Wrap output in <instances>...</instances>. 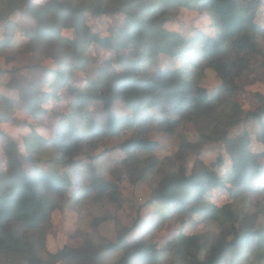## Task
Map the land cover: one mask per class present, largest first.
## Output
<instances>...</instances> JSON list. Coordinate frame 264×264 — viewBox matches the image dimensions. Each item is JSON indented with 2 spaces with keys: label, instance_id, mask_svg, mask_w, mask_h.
<instances>
[{
  "label": "trees",
  "instance_id": "1",
  "mask_svg": "<svg viewBox=\"0 0 264 264\" xmlns=\"http://www.w3.org/2000/svg\"><path fill=\"white\" fill-rule=\"evenodd\" d=\"M263 2L0 0V70L6 69L1 58L14 44L23 46L30 58H53L56 63L53 68L30 64L42 72L28 83L14 75L6 81L16 95H1L0 101L6 99L9 109L1 108L0 123L15 120L10 110L17 100L37 118L47 114L46 105L51 101L62 100L64 89L73 98L70 113L52 110L58 119L53 139L32 129L27 139L34 136V144L28 139L26 154L10 137L0 140L6 154L5 167L0 169V264H107L105 253L118 251L122 255L112 264H264V203L247 199L264 194V149L253 150L248 129L231 134L238 125L256 120L259 128L254 136L264 145V105L245 109L236 100L243 75L264 65V26L256 22ZM187 11L206 13L211 31L199 30L189 36L177 31L174 20ZM16 13L22 22L23 44L14 41L21 35L15 25L19 21L11 19ZM88 15H118L122 24L110 27V34L102 36L88 24ZM65 29H72L74 35H65ZM93 45L113 49L116 58L104 59L97 74L76 85V71H86L93 62ZM161 55L170 59L164 67L156 66ZM208 70L221 80L213 95L202 84ZM117 102L126 106V113H116ZM97 104H102L104 121L94 116L92 106ZM188 122L198 131L197 146L221 145L223 152L214 162L207 164L197 158L188 167L189 152L196 145L180 131ZM130 129L132 135L122 144L127 157L117 168L123 167L134 185L150 180L156 171L161 174L144 203L156 205L154 216L159 219L139 217L129 227L117 225L116 241L91 231L80 246L65 244L50 252L46 240L55 210H66L82 199L122 206L118 183L104 180L92 166L86 186L80 185L73 158L84 145L93 146ZM155 130L180 141L165 168L159 157L139 156L158 147L159 142L148 137ZM5 135L0 129V137ZM47 149L56 153L48 161L54 165L42 167L44 159L39 153ZM215 190L235 201L245 198V212L235 218L233 203L217 206L211 200ZM222 213L229 218L226 223L221 222ZM175 214L199 215L217 229L190 235L181 231L160 247L152 239V229L160 226L159 220ZM108 218H94L92 227L97 229ZM135 230L137 235L130 237Z\"/></svg>",
  "mask_w": 264,
  "mask_h": 264
},
{
  "label": "rangeland",
  "instance_id": "2",
  "mask_svg": "<svg viewBox=\"0 0 264 264\" xmlns=\"http://www.w3.org/2000/svg\"><path fill=\"white\" fill-rule=\"evenodd\" d=\"M38 2H44V0H36ZM23 16V15H21ZM11 19L19 21L15 24L18 29L20 36L16 37L15 43H24L25 37L23 36V30L20 29L22 22L20 20V14L11 16ZM256 22L264 26V2L259 8ZM173 24L177 31L182 35L189 36L199 30L201 31H211L209 17L206 13H198L197 11H187L179 15L178 18L174 20ZM88 24L95 31H98L102 36L110 34L109 28L112 26L122 24V17L120 16H92L88 15ZM64 34L67 36H73L74 32L72 29H65ZM261 45L264 51V37L261 38ZM23 46L12 47L5 56L1 58L2 66L6 69L0 70V98L3 95L4 98L15 96L16 93L10 91L6 87V81H9L12 75L16 76L23 83H28L31 80L39 77L41 75L42 69H33L29 65L35 64L36 62L41 63L44 67H55V60L53 58H40V57H29V53H23ZM91 58L93 62L86 71H76L74 83L76 85H83L86 83V79L89 76H94L102 67V61L106 58L112 57L116 58L113 49L102 48L98 45H93L90 50ZM262 60L261 58H259ZM170 59L166 55H161L159 62L156 64L158 66H165L167 61ZM117 68L120 65L115 63ZM155 66V67H156ZM2 80V82H1ZM243 86L237 91L236 100L245 109H253L259 105H264V65L259 64L253 71L246 72L241 78ZM203 86H205L211 95L218 93L219 87L221 85V80L217 77L216 73L212 70H208L205 78L202 80ZM262 96L259 99V95ZM62 100L59 102L51 101L47 106L49 111L47 114L41 115L39 117H33L26 105L21 100H17L15 107L10 110L11 114L15 120L11 119L7 122L0 123V129L5 131V136H1V139L5 137H10L12 140L17 142L20 146V151L23 154L29 152L27 141L34 144V136H31L32 129L37 133L42 135L47 139H53L56 133V126L58 119H56L52 110L64 113H70L72 110L71 101L73 100L67 94V90L64 89L62 92ZM4 100V101H3ZM8 108L6 99H1V108ZM9 109V108H8ZM94 116L97 119L104 121L103 107L102 104H97L92 106ZM115 111L117 114H124L127 112L126 106L117 102L115 104ZM158 115L159 113L156 111ZM32 125V127L30 126ZM259 128V123L256 120L248 122V124H240L231 131L233 136L242 134L245 129H248L252 133V148L253 150H262L264 145L255 139V132ZM180 131L186 134L188 139L196 144L194 148L189 152L187 159V165L192 168L195 160L201 158L205 163L210 164L214 162L218 155L223 152V149L219 143H207L204 146H197L199 140L198 131L195 125L188 122L186 125L180 127ZM132 130H127L126 132L110 135L105 137L103 140L97 142L95 145L86 144L82 147L79 153L74 155V161L76 162V167L79 169L78 179L79 184L86 186L89 176H91L92 168L95 172L101 176L106 181H116L119 185L120 191L122 193L123 203L122 206L108 204H99L91 199H82L78 203H73V206L67 208L66 210H55L51 216V227L47 232V249L50 252L57 251L60 247L65 244L71 246H80L83 241L84 235L89 232H98L99 235L107 237L113 241H116L118 236L117 225L125 228L131 226L136 219L139 217L152 219L154 216V211L156 205H144V203L149 199L151 195L152 183L160 177L159 172H155L150 180L134 185L131 182V176L126 174L121 169L117 168L118 162L123 161L127 154L122 149V144L132 135ZM33 134V133H32ZM148 137L152 140L159 142L158 147L153 152H140L139 156L141 158L145 157H159L162 161V168L170 166L168 157L173 156L180 147V141L175 135H170L167 132L155 130L149 133ZM2 141V140H1ZM56 153L52 149H47L39 153L44 161L41 162L42 167L45 163L48 166H53V163H49L50 159L55 156ZM68 158H66L67 160ZM68 163V162H67ZM64 163V167L67 168L68 164ZM228 163V156H227ZM6 164V154L2 147H0V169L4 168ZM92 166V167H90ZM155 181V182H156ZM211 200L217 204L219 207H225L228 203H233L236 207L233 209V214L235 218H238L245 212L246 199L242 198L238 201L233 200L228 194H223L215 190L213 192ZM248 201L253 202H263L264 194L252 195L247 198ZM108 216L107 221L99 224L97 229L92 227V221L97 217ZM159 219L158 216H154ZM228 217H225L223 213L221 214V222L226 223ZM162 221L159 227H153L152 239L160 247L166 246L174 236L178 235L181 231L185 234H199L215 231L217 228L215 224H210L208 219L202 218L199 215H195L193 218L189 216L182 217L181 215L175 214L173 217L167 216ZM219 221L221 225H223ZM218 223V224H219ZM220 226V225H219ZM155 228V229H154ZM151 231V232H152ZM137 235V230H135L130 237H135ZM167 254V253H166ZM122 252H106L104 255L105 263L112 264L119 260ZM165 262V261H164ZM167 262V261H166ZM57 264H62L58 262ZM166 264V263H165Z\"/></svg>",
  "mask_w": 264,
  "mask_h": 264
}]
</instances>
